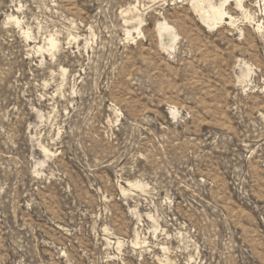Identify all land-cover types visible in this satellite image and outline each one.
Segmentation results:
<instances>
[{
    "label": "rangeland",
    "instance_id": "rangeland-1",
    "mask_svg": "<svg viewBox=\"0 0 264 264\" xmlns=\"http://www.w3.org/2000/svg\"><path fill=\"white\" fill-rule=\"evenodd\" d=\"M0 264H264V0H0Z\"/></svg>",
    "mask_w": 264,
    "mask_h": 264
}]
</instances>
